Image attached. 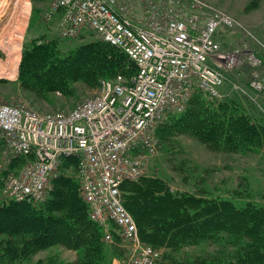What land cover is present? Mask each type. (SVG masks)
Returning <instances> with one entry per match:
<instances>
[{
    "label": "built area",
    "instance_id": "obj_1",
    "mask_svg": "<svg viewBox=\"0 0 264 264\" xmlns=\"http://www.w3.org/2000/svg\"><path fill=\"white\" fill-rule=\"evenodd\" d=\"M45 16L56 21L63 38L94 31L126 53L136 73L101 79L96 94L59 114L1 103L3 170L25 157L17 171L6 173V196L43 201L63 160L77 157L82 197L106 241L113 240L110 223L123 239H136L137 225L120 200L122 182L141 174L144 158L158 149L157 128L183 112L195 92L220 97L223 70L236 59L222 51L221 41L230 29L245 31L231 15L190 0H54ZM256 54L247 53L253 66L261 63ZM145 245L136 264L159 257Z\"/></svg>",
    "mask_w": 264,
    "mask_h": 264
},
{
    "label": "rangeland",
    "instance_id": "obj_2",
    "mask_svg": "<svg viewBox=\"0 0 264 264\" xmlns=\"http://www.w3.org/2000/svg\"><path fill=\"white\" fill-rule=\"evenodd\" d=\"M53 1L28 0V13L21 16L16 13V18L25 20V24L15 33L18 20L14 15L11 23L7 22L6 15L1 17L0 37L6 38L7 33L10 38L17 37L14 39L19 42L20 56L15 75L10 78L0 76V104L19 103L41 114H59L72 109L78 101L96 94L100 79L118 73L127 74V61L118 58L119 61L112 66L107 61L109 57L104 58L105 54H101L99 48H105L100 47L102 40L94 31L84 28L75 37L60 38L56 21L48 20L45 16ZM190 1L197 3L201 9L231 15L237 26L245 31L243 34L238 29H230L223 43L221 41L222 51H232L236 59L233 68L223 70L226 79L220 88V97L212 100L200 91L194 94L200 99L192 105L191 120L218 117L223 123L207 133L197 121H192L190 125L174 124L165 128L162 135H157L158 149L144 158L143 169L137 180L142 185L153 180L159 181L161 189L157 192L223 197L232 199L238 205L254 201L264 206V60L253 66L247 56L254 49L264 56V0ZM0 59H7L1 46ZM205 99L210 104L214 103L218 108L217 113L207 112L203 115L200 103L205 102ZM227 129L232 137L230 141L224 140V130ZM4 151L5 147L0 148V167L4 165ZM75 158H70L72 161L68 163L62 162L60 173L73 177L80 184L79 162ZM4 171L0 183V201L9 199L4 188L9 169ZM122 192L120 200L123 204ZM79 195L82 198L81 185ZM124 207L133 218L128 208ZM112 225L114 229L111 232L119 238L106 241L103 236L101 245L109 256L101 263L136 264L141 259L145 244L149 243L141 238L139 231L136 239H123L114 223ZM3 240L6 242V239ZM12 242L18 240L13 239ZM213 247L217 245L202 243L189 246L183 249L182 255L184 259H191L192 255L214 250ZM157 250L159 257L149 264H161L164 261L163 251ZM178 255L181 260L182 255ZM29 259L26 264H74L78 255L56 244L34 252Z\"/></svg>",
    "mask_w": 264,
    "mask_h": 264
},
{
    "label": "trees",
    "instance_id": "obj_3",
    "mask_svg": "<svg viewBox=\"0 0 264 264\" xmlns=\"http://www.w3.org/2000/svg\"><path fill=\"white\" fill-rule=\"evenodd\" d=\"M100 47L105 48H99V51L105 54L104 58L109 57L107 61L112 66L119 59L127 61V74H118L129 79L136 73V65L126 53L103 40ZM255 54L264 60L258 51L255 50ZM20 66H23L22 60ZM198 99L194 96L183 112L170 115L157 128L156 134L162 135L165 128L174 124L190 125L192 121H197L206 133L222 125V119L218 117L191 120L192 105L198 103ZM207 100L200 103L203 115L217 113L218 108ZM223 136L225 141L232 139L228 129L224 130ZM2 147L5 146L0 138ZM70 158L75 157H66L63 162L72 161ZM24 160V156H19L7 168L15 170ZM3 167H0V183L5 172ZM157 182L153 180L142 185L135 178L123 181L120 189L123 204L134 216L141 238L163 251L161 264H264V206L254 201L238 205L223 197L157 192L161 189ZM79 191V181L59 172L52 180L48 196L41 202L0 201V244H5L0 245V264H26L31 254L56 244L77 253L74 264H102L107 260L109 255L101 245L103 228L89 217L88 205ZM113 238L119 237L113 234ZM13 239L18 242H12ZM202 243L217 247L184 259L183 249ZM178 254L182 255L181 260Z\"/></svg>",
    "mask_w": 264,
    "mask_h": 264
},
{
    "label": "bare ground",
    "instance_id": "obj_4",
    "mask_svg": "<svg viewBox=\"0 0 264 264\" xmlns=\"http://www.w3.org/2000/svg\"><path fill=\"white\" fill-rule=\"evenodd\" d=\"M13 9H15L14 12H13ZM28 11H29L28 0H0V19L1 17L6 15L7 22L11 23L12 16L14 15V18L18 20L17 21L18 26L15 28L16 31H14V33L22 29L21 27L25 24V20L22 19L20 21V18H16V15H17L16 13L18 12V15L21 16V14H27ZM10 12H11V15H10ZM11 29H14V28H11ZM19 36L21 37V32L19 33ZM14 38H17V37L14 36ZM14 38H10L8 33H7L6 38L0 37V46L3 48V50L5 51L7 55V59L5 61L0 59V76L2 77L6 76L10 78V77H13L16 73V66L19 61L20 51H19V42H16Z\"/></svg>",
    "mask_w": 264,
    "mask_h": 264
}]
</instances>
